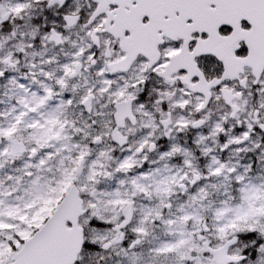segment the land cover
Masks as SVG:
<instances>
[{"label": "snow or ice", "instance_id": "1", "mask_svg": "<svg viewBox=\"0 0 264 264\" xmlns=\"http://www.w3.org/2000/svg\"><path fill=\"white\" fill-rule=\"evenodd\" d=\"M0 264H264V0H0Z\"/></svg>", "mask_w": 264, "mask_h": 264}]
</instances>
